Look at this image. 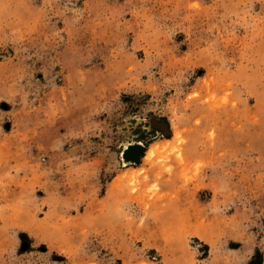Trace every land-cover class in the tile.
I'll return each mask as SVG.
<instances>
[{
    "label": "rangeland",
    "instance_id": "1",
    "mask_svg": "<svg viewBox=\"0 0 264 264\" xmlns=\"http://www.w3.org/2000/svg\"><path fill=\"white\" fill-rule=\"evenodd\" d=\"M0 264H264V0H0Z\"/></svg>",
    "mask_w": 264,
    "mask_h": 264
},
{
    "label": "bare ground",
    "instance_id": "2",
    "mask_svg": "<svg viewBox=\"0 0 264 264\" xmlns=\"http://www.w3.org/2000/svg\"><path fill=\"white\" fill-rule=\"evenodd\" d=\"M135 149H132L131 153L134 151ZM141 150V147L138 146V150L137 152H139ZM149 152H153V150H150ZM130 157L134 158V155H131Z\"/></svg>",
    "mask_w": 264,
    "mask_h": 264
}]
</instances>
